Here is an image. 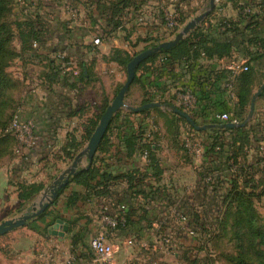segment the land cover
<instances>
[{"label": "crops", "instance_id": "crops-1", "mask_svg": "<svg viewBox=\"0 0 264 264\" xmlns=\"http://www.w3.org/2000/svg\"><path fill=\"white\" fill-rule=\"evenodd\" d=\"M176 1L178 0H142L137 11H134V13L130 11L127 15H124L121 18V25L107 35L96 29L94 30L96 36H91V32L86 29L85 25L83 27L79 26L82 28L80 30H76V28L71 30L72 26L66 28L54 27L53 23L54 29L50 28L44 42L36 51L37 54L54 60L53 56L56 52L63 51L75 57L78 64L83 62L84 72H87L88 76L84 82H78L73 87L68 82L69 80L64 78L65 75L60 76L59 79L56 75L54 79H48L47 74L50 73V70L45 61L23 55L18 57L21 64L19 66L21 69L20 74L30 78L25 87L23 83L20 92L15 94L19 110H21L18 111V115L22 120L31 119L34 122L33 133L36 139L31 147L22 148L21 152L19 150V154L13 155L12 153V155L0 158V223L18 216V213L26 210L28 205L36 200L37 195L45 189L47 181L58 175L54 163L57 158L64 157L67 152L72 151L66 145L68 141L72 139L77 142L84 141L85 123L88 118L99 112L101 103L96 105L94 98L92 100L85 99L82 103L77 102L74 104L73 101L70 102L71 95L74 92L73 89L76 86H81L80 92L83 94L95 88L96 85L99 94H103L102 99L107 98L111 102L112 97H109L108 94L111 93L114 87V97L117 88L124 81L123 67L110 59L113 51L119 49L133 55L144 50L155 39H161L165 27L157 18L156 13L160 11L162 6L176 9ZM238 1L217 0L216 7L210 17V23L215 25L219 19H225L232 23L231 25L241 27L244 22L243 17L246 14L242 13L241 8L238 7ZM250 2L256 5V10L251 14L259 16L261 21L258 27L255 28L253 35L263 37L264 6L261 0H250ZM189 4L191 9L194 10V13L190 16L191 18L201 11V8L203 9L205 2L204 0H189ZM91 13H93L92 10ZM98 21L102 22L99 16ZM67 24H69L68 21ZM95 37L100 39L98 44L93 43ZM235 52L232 55L240 56ZM200 62L203 64L208 63L207 65L214 70H218L222 66L221 61L200 60ZM261 70L256 69V78L261 75ZM181 75L183 73L176 70L174 79L176 81L179 79L184 80L185 76ZM165 78L163 77L162 83H166L167 79L165 80ZM133 85L138 86L136 87L138 94L134 96L137 100L136 103L132 104L135 107L140 105L144 90L139 83H131L129 90ZM256 85L257 79L252 93L256 91ZM165 89L163 99L171 100L173 97L170 94L171 90L167 86ZM215 92L218 94L215 95L212 94L214 92H210L211 97L215 100L220 99L219 90L215 89ZM17 96L19 97L17 98ZM85 101L88 103L85 104ZM165 107L159 106L158 110L150 109L144 114H130L127 112L124 115H117L118 113H115L110 121L108 131L106 130L107 145L101 156L108 165L112 166L110 170L113 173L138 171L143 177L142 182L149 184L162 197L170 195V198H176L179 206L183 203L195 205L197 191H200L198 181L200 180L202 164H199V162L204 161V149L199 148L192 151L193 153L187 149H183L184 152L182 148L180 149L178 145L184 144L180 143L183 139H190L191 133H199L190 129L187 124L184 123L185 125H183L182 122H178L176 128L171 131L169 119L160 114L170 112L171 109L167 111L168 108ZM89 108L92 109V113L86 115ZM152 110H156L160 114L161 120ZM252 120L261 129V132H264V101L260 98L255 103ZM133 134H138L140 137L133 151L129 153L125 140ZM87 142L84 141L79 151L85 147ZM147 145H151V150H148L145 156L144 151ZM96 154H98L97 151ZM149 156L153 157L155 161L152 162ZM59 161H62L63 167L61 169L64 170L68 161ZM85 162L86 164L81 165L82 168L87 166L88 162L86 160ZM156 167L160 170L158 176H155L156 171L154 168ZM53 169L55 171L50 173ZM71 178L48 206L47 211L51 215L57 216V218L54 221H51L52 216L45 218V222L50 223L47 227V233L40 234L30 229L27 227L26 222L24 226L1 235L6 237L0 243V264H66L69 258H72L73 264H101L95 262L94 254L89 249V241L94 236L105 234L114 246L123 236L125 237L123 244L128 242L126 238L130 236L139 237L138 240L143 239L136 234L121 233L116 229H112V234L108 235L102 225L101 213L103 210L104 213L115 211L117 214L120 206L125 208L127 203L132 202L144 208H147L150 204V207L161 212L160 217L162 220H165V217L169 220L175 218L176 223L178 222L181 226L177 235L178 239H183L184 242L181 244L184 246H190L191 235L189 233H191V230L188 218L185 220L180 219V215L183 214L178 212L172 204L171 206L168 205V208H164L160 202L154 204L147 197L134 196L135 187H130L125 179H120L108 186L110 196H96L82 184L72 181ZM18 181L44 185L42 190L25 203L20 212H18L20 200L16 184ZM125 209L127 210V206ZM135 214L140 215V210H136ZM54 225L58 226L54 227ZM153 225L158 224L154 223ZM181 229L184 230L183 234L185 235H181ZM7 234L9 237H7ZM78 235L82 237L73 244L72 237L77 236L78 238ZM157 235L158 233L155 235L151 233L147 239H152ZM185 236L188 237V240ZM141 245L143 251H145V244L141 243ZM131 250L132 248H130V253ZM127 251L126 248H121L118 253L115 251L109 264H135L138 260L136 257H139L138 253H135L136 257L129 262V252ZM157 257L158 255H156Z\"/></svg>", "mask_w": 264, "mask_h": 264}, {"label": "trees", "instance_id": "trees-1", "mask_svg": "<svg viewBox=\"0 0 264 264\" xmlns=\"http://www.w3.org/2000/svg\"><path fill=\"white\" fill-rule=\"evenodd\" d=\"M10 0H0V11L6 7V2ZM27 3L30 0H18ZM142 0H92L90 9L93 13H97L102 22L107 26V30L100 28V33L107 35L112 30L121 25V18L127 15L130 11L136 12L138 5ZM207 0H204L206 2ZM41 2V1H40ZM176 9L180 14V21L184 23L194 10L189 6V0L176 1ZM29 6V5H28ZM40 6V5H39ZM39 6L35 7L34 11H30L26 7V19L16 25L19 41L20 51L17 52L12 46L13 38L12 30L3 23H0V158L11 155L16 145L14 135L8 131L12 113L9 112L14 100L12 92L16 84L8 73V68L11 63L19 56H27L30 58H38L40 61H45L49 67L50 73L47 74L48 79H54V76L60 78L57 69V63L52 58L37 54V49L33 48V43H38V48L44 42L48 33L49 24L45 22V18L49 14L46 10L42 13ZM92 13V14H93ZM157 18L163 25L162 15L160 11L156 13ZM213 11L190 33L181 39L175 46L167 51H162L152 55L141 62L135 71V77L132 83H139L144 90V96L140 105L155 101V95L150 94L151 89L162 90L166 86L162 84L161 78L166 74L173 75L174 70H178L183 75H188L187 84L194 85L199 96V110L191 114V117L198 125H210L220 123L214 118L212 112H222L228 109L220 89V83L224 78L227 70H214L210 66L201 64L200 59H223L230 57L233 52L238 53L246 60L248 70L240 73L237 76V96L238 108L236 114L239 117V122L242 123L246 117L248 107L250 104L254 83L256 81V66L260 60L264 58V36L253 35L255 28L261 23L259 16L253 14H246L243 17V25L241 27L231 25L225 19H219L215 25L210 23V17ZM55 22V21H54ZM100 22V21H99ZM208 23V25H206ZM59 26V25H58ZM54 24V27H58ZM249 32V33H247ZM160 39H155L145 49L155 46L160 43ZM130 55L119 49H115L110 59L116 61L126 71V66L131 58L136 55ZM252 64V66H251ZM83 62L78 64V75L70 85L73 87L78 82H84L88 76L84 72ZM181 75V76H183ZM52 77V78H51ZM69 80V76H64ZM121 87V86H120ZM117 88V91L119 88ZM215 89L219 90L220 99L215 100L212 94H218ZM116 95V94H115ZM264 101V87L259 96ZM159 102V101H158ZM168 107L173 103L169 100L159 102ZM109 104L107 98L102 99L99 112L87 119L84 130V141H88L92 132L98 124L101 114ZM161 106V105H160ZM159 107V106H158ZM158 107H151L144 109L140 114L147 113L150 109H157ZM209 109V110H208ZM130 114L135 112L129 111ZM163 117L169 119L170 130L176 128L178 122L188 124L190 129L198 133H209L204 146V161L201 165L200 180L198 187L199 194L204 198V206L196 204L191 205L183 203L178 205L176 198H170V195L162 197L152 187L142 182V175L138 171H131L125 173L112 172L103 156H101L107 145V131L108 126L98 148V154L94 155L91 163L86 167L81 168L72 176L71 180L82 184L89 189L96 196L109 195L108 186L120 179H125L130 184V187H135L133 191L135 195H142L144 198H149L154 204L160 202L164 208H168L171 204L176 207L177 211L188 218L189 225L202 227L207 223L215 225L214 232H218L215 236L230 233L235 241L238 242L236 252L234 255L228 256L230 264H264V249H257L255 251L256 262H251L247 258V249L243 244L242 237L246 235L250 243L254 245L256 240L259 244H264V222L261 223V217L256 208V201L262 195L256 191L255 172L259 170V166L254 161L251 165L242 166L238 162V158L245 157L246 148L249 146L256 147L262 140L260 129L252 119L243 126L234 129L225 128H208L197 131L184 118L176 115L171 110L168 114L160 113ZM138 134H133L130 138L125 140V145L129 153L133 151ZM84 141L77 142L74 139L68 141L66 144L72 151L67 152L64 157H59V160H72L78 153ZM207 141V140H206ZM255 149V148H254ZM151 150V145L146 146V153ZM259 150V147L256 148ZM150 160L154 162L153 157L149 156ZM155 176L160 175V170L156 167ZM254 170V171H251ZM136 173V174H135ZM208 178L209 182L205 179ZM136 182V183H135ZM135 183V185H133ZM18 198L19 208L18 212L22 210L25 203L30 201L40 190L43 189V184L25 183L18 181ZM62 191L59 190L58 194ZM170 198V199H169ZM171 202V203H169ZM152 203V204H153ZM207 204V205H205ZM150 205V204H149ZM148 205L147 208L136 205L135 202L127 203V210L124 208L121 214L124 220L119 222L116 226V231L121 233L136 234L143 238H148L151 233L160 234L165 225H162V218L160 211ZM139 206V207H138ZM212 209L210 211V207ZM48 207L38 216L27 221V227L42 234L47 233V227L50 223L45 222L47 216H52L51 221H54L57 216L51 215L47 211ZM209 209V210H208ZM136 210H140V215H136ZM215 212V214H213ZM112 215L118 217L114 212ZM210 215L214 216L211 217ZM137 216V217H136ZM165 217V216H164ZM204 217V218H203ZM164 221H169L165 217ZM172 221V220H170ZM170 221L168 223H170ZM154 223L159 224V229ZM222 233V234H221ZM79 236V235H78ZM82 236H73L72 243L74 244Z\"/></svg>", "mask_w": 264, "mask_h": 264}, {"label": "rangeland", "instance_id": "rangeland-1", "mask_svg": "<svg viewBox=\"0 0 264 264\" xmlns=\"http://www.w3.org/2000/svg\"><path fill=\"white\" fill-rule=\"evenodd\" d=\"M91 2L92 0H30L29 2L24 3L18 0H10L9 2H6V7L0 11V23L7 25L12 30L13 38L11 41V46L17 52L20 51V41H19V36H18L16 25L20 22L25 21L26 7H28L30 11H34L35 7H37V5L38 6L40 5L39 10L42 13L48 10L49 14L45 18V22L48 21L49 29L50 28L54 29L53 23L54 24L56 23L57 26L59 25L63 28H66L67 26H72L71 30H74V28H76V30H80L82 28L79 26L83 27L85 25L86 29L91 32V36L92 35L96 36L94 30L97 29L98 31H100L99 30L100 28H104L105 30H107V26L103 22L98 21L97 13H94V14L91 13V10L89 9ZM261 3L264 6V0H261ZM238 4H239L238 7L241 8L240 10L242 11V13L245 7L248 5L252 12L256 10L255 3L251 4L250 0H239ZM207 6H208V0L205 2L203 9L201 8V11H199L197 14L201 13L204 9L207 8ZM215 7H216V3H215ZM175 10L178 12L177 9ZM195 15H193L191 18H193ZM191 18L189 17V19ZM189 19H186V21L182 24H185ZM67 21L71 25L67 24ZM33 48L37 49L38 45ZM74 59L76 58L74 57ZM20 65L21 64L17 57L11 63L10 67L8 68V73L16 84L12 92V98L14 100V103L11 109L9 110V112L12 113V115H15L16 113H19L18 111H21L19 110V104L17 103L18 100L15 99L16 92H20L21 88L23 87V83L25 87V85L27 84L26 82L30 81V78H26L20 74L21 72V69L19 67ZM253 67H255V69H258V68L262 69L260 71L261 75H258V77L256 78L257 79L256 90H257L264 81V58L260 60L256 66L253 64ZM77 71H78V66L76 68L74 67L73 69H70L69 71H66V73H61L59 71V74L65 75L66 77L69 76V81H74L75 79H77L76 78V75L78 74ZM123 74H124L123 78L125 81V78H126L125 70H123ZM136 87L138 86L133 85L131 89L126 93L124 97V102L126 106L119 109V111L116 112L118 113L117 115H120V114L124 115L125 113L129 112L127 107L132 106L133 103H136L135 101L137 99L134 98V96L138 94ZM92 89L82 94V92H80L81 86H76L73 89L74 92L71 95L70 102L73 101L74 104H76L77 102L82 103L85 99L92 100L95 98L96 105H99V103H101L102 101L103 94L101 95L99 94L98 90H96L97 89L96 85H95V88H92ZM113 90H114V87L112 88L111 93L108 94L109 97H112V99L114 98ZM18 97L19 96H17V98ZM84 103L86 104L88 102L85 101ZM165 108L167 109V107ZM168 110L169 109H167V111ZM152 112L158 115V119L161 120L160 114L157 113L156 110H152ZM91 113H92V109L89 108L86 115L91 114ZM246 116H247V113H246ZM182 124L185 125L186 123L184 124V122H182ZM260 132H261V129H260ZM208 134L205 132L199 133V134L191 133V136L189 139L191 143H189L188 147H186L185 144L178 145V146L180 147V149L182 148V151L183 149L190 150L191 152L198 150L199 148L204 149L206 142H209V139L207 138ZM261 135L263 136L262 140L256 145V147L254 145V147L249 146L248 148H246L245 157L238 158V162L240 163V165L246 166V165H251L254 161H257L256 164L259 166V170L256 169V172H255L256 173L255 174V178H256L255 184L257 186L256 191L258 193H262V195L258 198V200L255 203H256L257 211L259 212V215L262 219L261 223H263L264 222V132H261ZM180 143H184V142L181 141ZM177 144L179 143L177 142ZM257 147H259V150H256ZM19 150L21 152V147L18 141L16 140V145L14 146V150L12 151L13 155L19 154L18 152ZM85 160H86L85 158L82 159L81 165L86 164ZM71 161L72 160L68 161V164L66 165V167L71 163ZM61 162L62 161H59V159L57 158V161L54 163L55 169L58 170L57 174H59L61 172L60 170H62L61 168L63 167V165ZM200 163L203 164V162H199V164ZM55 169H53L50 173L54 172ZM251 171H254V170H251ZM52 180L53 179H50V181H47L46 183L47 185L45 186V188L48 187V185L50 184ZM205 181L209 182V179L206 178ZM198 192L199 191H197L196 204H199L201 205L200 207H202L204 206V198ZM211 209H212V206L210 207V211ZM19 214L20 213H18V215ZM101 214L102 215L104 214V210ZM213 214H215V212H213ZM210 216L214 217L212 215ZM163 221H162V225H165L162 229L163 231L160 234H158L156 237H153L152 239L141 237L143 239L138 240L139 237L130 236L126 238L128 239V242H124L123 244V241L125 238L123 236L122 239L116 242L114 246V253L115 251H117L116 253L120 252L121 248L122 249L126 248L128 250L127 252H129L128 254V257L130 259L129 262H131L133 258L136 257L135 253H138L139 257H136V259H138L139 262H137L138 261L137 260L135 264H230L228 260V256L235 254L238 242L235 241V239L230 233H225L223 235L215 236L218 233L216 232L218 230L214 232L215 225L211 224V219L209 220L210 223H208L207 221V223L203 226L204 227L203 229L200 226L194 229L195 227H193V225L191 224L190 226L191 233H189L191 235L190 246H186V245L184 246L183 244H181L184 242L182 241L183 239L181 240L178 239L177 235L180 231L179 227L181 226H179L178 222L176 223L175 218H173L172 221L169 220L170 223H168L169 221H164V222ZM156 227H158L159 229L160 227L159 224L156 225ZM181 230H182L181 235H185L183 234L184 230L183 229ZM112 231L113 230H108L106 234L110 235L112 234ZM153 234L155 235L156 233H153ZM0 237H1L0 238V243H1V241L6 236L5 237L0 236ZM7 237H9V235ZM187 238L188 237H186V240H188ZM242 239H244L243 244L245 248L247 249V258L251 262H256L257 260L255 257V251L257 249H264V244H260V243L258 244L257 241L254 240L253 241L254 245H253L250 243L251 239H249L246 235H244ZM141 243L145 244L146 246L145 251H143ZM130 248H132L131 253H130ZM156 255H158L157 258H156ZM109 261L110 260L106 261L105 263H101V264H109ZM72 262H73L72 258H69L66 264H73Z\"/></svg>", "mask_w": 264, "mask_h": 264}, {"label": "built area", "instance_id": "built-area-1", "mask_svg": "<svg viewBox=\"0 0 264 264\" xmlns=\"http://www.w3.org/2000/svg\"><path fill=\"white\" fill-rule=\"evenodd\" d=\"M163 25L165 27V32L160 39V41H166L172 37L179 31L180 28L183 27L184 24L180 21V15L174 8H167L162 6L160 8ZM244 14H251V9L248 6L244 9ZM211 22V20H210ZM100 42L99 37H95L93 39L94 44H98ZM38 43H33V47H36ZM55 61L57 63V69L61 73H66L70 69L77 67V60L74 57L68 55L66 52L59 51L54 56ZM204 61H221V67L219 69H226L227 72L220 83V89L222 92V97L228 107L226 111L222 112H212L215 119H217L220 123L223 122H231L237 124L239 122V117L236 114V110L238 108V96H237V76L248 70V65L246 60L241 56L231 55L230 57H226L223 59H205L202 57ZM201 64H203L201 62ZM208 64V63H207ZM207 64H203L208 66ZM218 69V70H219ZM175 71L173 75L166 74L163 76L166 83H162L167 86L171 90V95L173 96L171 100L174 106L179 107L181 110L185 111L189 115L195 113L199 110V96L196 87L193 85L187 84L188 75H184L185 79L175 80ZM74 72V70H73ZM178 76V75H177ZM161 78V81L163 80ZM187 79V80H186ZM165 88L162 90L151 89L150 94L155 95V101L162 102L163 95L165 94ZM161 106H166L161 104ZM168 109L171 107L166 106ZM209 110V109H208ZM34 122L31 119L22 120L20 119L18 113L12 116L10 121L8 131H10L15 139L18 141L21 149L31 147L36 139L34 133ZM184 144L188 147L190 140L188 138L183 139ZM194 149V148H193ZM144 155L147 153L144 151ZM124 206H120L118 213L116 214L118 217L116 218L110 213H104L101 217L102 225L106 232L108 230L115 229L119 222L124 220L123 211ZM180 219L185 220L186 217L184 215H180ZM89 249L94 254L95 261L98 263H105L110 260L114 253V244L106 238L105 234H99L94 236L89 241Z\"/></svg>", "mask_w": 264, "mask_h": 264}, {"label": "water", "instance_id": "water-1", "mask_svg": "<svg viewBox=\"0 0 264 264\" xmlns=\"http://www.w3.org/2000/svg\"><path fill=\"white\" fill-rule=\"evenodd\" d=\"M215 3L216 0H208L207 8L204 9L201 13L195 15L193 18L189 19L183 25V27L174 35V37L169 40L162 41L156 44L155 46L144 49L131 58V60L126 66L125 81L122 83L114 98L111 100V102L107 105V107L101 114L98 124L92 132L86 146L75 155L71 163L50 182L48 187H46L37 195L36 200L32 201L26 210H24L18 216L6 219L0 223V236L6 234L7 232L15 228L24 226L28 220L42 213L57 197L59 190L64 188L68 184L70 178L82 168L81 162L83 158L87 160L88 164L92 162L96 150L110 124L113 115L119 109L126 106L124 102V97L127 91L129 90L131 83L134 80L136 67L148 57L160 53L162 51H167L173 46H175L181 39L187 36L190 31L195 29L215 9ZM263 87L264 81L260 85V87L252 94L247 116L245 117L242 123L235 124L231 122H223L214 123L210 125H198L191 117V115L181 110L179 107L172 105L171 111L176 115L184 118L197 131L205 130L208 128L234 129L239 126H243L244 124L248 123L250 119H252L255 109V101L260 96ZM160 105L161 104L159 102L152 101L135 107L128 106L127 109L136 113L144 109L158 107ZM56 226L58 225H54V227Z\"/></svg>", "mask_w": 264, "mask_h": 264}]
</instances>
